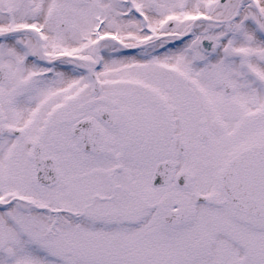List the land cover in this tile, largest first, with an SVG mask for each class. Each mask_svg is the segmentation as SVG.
I'll use <instances>...</instances> for the list:
<instances>
[{"label":"snow or ice","instance_id":"1","mask_svg":"<svg viewBox=\"0 0 264 264\" xmlns=\"http://www.w3.org/2000/svg\"><path fill=\"white\" fill-rule=\"evenodd\" d=\"M0 264H264V0H0Z\"/></svg>","mask_w":264,"mask_h":264}]
</instances>
